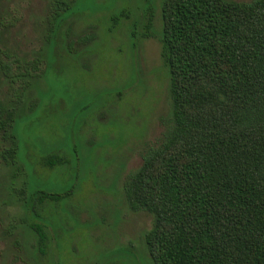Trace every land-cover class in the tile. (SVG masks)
Returning <instances> with one entry per match:
<instances>
[{"label":"trees","instance_id":"obj_1","mask_svg":"<svg viewBox=\"0 0 264 264\" xmlns=\"http://www.w3.org/2000/svg\"><path fill=\"white\" fill-rule=\"evenodd\" d=\"M72 1L49 2L43 46L30 58L7 46L3 36L14 20L0 18V83L6 85L0 96V158L15 168L13 178L21 171L13 124L37 103L28 93L45 72L46 53L72 51L74 41L93 39L78 38L73 23L61 18ZM159 20L157 30L154 11H145L141 31L132 30V37H156L160 43L173 126L146 149L121 189L130 211L152 215L143 233L147 259L264 264V0H162ZM68 161L57 150L39 163L53 168ZM25 188L18 198L36 262L54 264L55 230L44 218L63 194Z\"/></svg>","mask_w":264,"mask_h":264},{"label":"rangeland","instance_id":"obj_2","mask_svg":"<svg viewBox=\"0 0 264 264\" xmlns=\"http://www.w3.org/2000/svg\"><path fill=\"white\" fill-rule=\"evenodd\" d=\"M51 1L0 0V18L14 20L3 36L7 46L26 58L43 46ZM161 1L73 0L62 15L73 23L72 34L93 39L83 45L72 36L75 50L46 53L45 72L28 93L37 103L15 119L21 171L13 178L15 168L0 158V264H37L18 198L23 184L63 194L44 218L55 230L54 264H150L143 233L152 215L130 211L121 189L146 149L173 126L160 43L132 37L145 11H154L159 29ZM5 90L0 83V96ZM57 150L66 164L39 163Z\"/></svg>","mask_w":264,"mask_h":264}]
</instances>
